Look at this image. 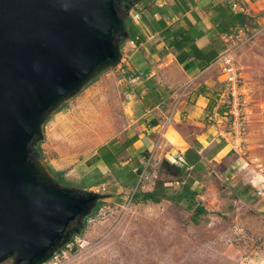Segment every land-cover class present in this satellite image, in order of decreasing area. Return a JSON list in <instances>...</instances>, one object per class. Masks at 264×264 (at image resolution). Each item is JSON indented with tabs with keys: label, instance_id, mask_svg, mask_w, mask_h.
<instances>
[{
	"label": "rangeland",
	"instance_id": "rangeland-1",
	"mask_svg": "<svg viewBox=\"0 0 264 264\" xmlns=\"http://www.w3.org/2000/svg\"><path fill=\"white\" fill-rule=\"evenodd\" d=\"M118 13L120 27L116 43L122 52L125 47L128 53L135 44H125L121 32L126 12L119 7ZM148 35L152 38L150 44L159 39L156 34ZM238 62L248 100L241 133L230 135L229 124L219 123L217 135L226 138L229 147L226 165H219L223 159L218 158L207 163L208 168L201 175L194 172L199 180L193 188L198 191V202L208 212L195 223L193 212L185 203L169 200L158 204L135 203L132 194L136 186L129 185L125 179L118 180L102 166L106 182L87 189L102 197L75 222L62 250L40 264H264V195L258 192L264 183V30L240 51ZM118 64L95 71L78 92L56 105L62 108L67 104L63 113L69 114H56L58 108L54 106L44 116L33 145V148L40 145L41 151L31 156L33 163L46 172L38 173L40 180L76 189L82 185L89 169L87 159L94 149L99 150L112 141H109L114 136L112 131L119 125L117 113L122 110L120 100L127 94L121 82L125 72L113 69ZM166 70L169 77L166 74L158 77L161 83L168 78L174 80L173 76L178 78L175 80L178 86L186 81V76L176 70ZM217 73L213 68L208 74L214 77ZM217 84L221 93L224 86L219 79ZM90 106L91 114L79 113ZM191 128L188 125L184 130L192 131ZM221 131L224 136L220 135ZM127 136L130 138L128 133H122L120 142ZM89 140L95 141L91 149H88ZM160 163L154 162L148 168L141 183L144 190L152 189L160 178ZM52 170H64L66 182L60 184ZM226 172L232 175L227 176ZM162 179L168 177L162 175ZM243 189L253 198L247 201L246 197H240L237 191ZM82 192L79 190L81 195ZM0 264H17L15 255Z\"/></svg>",
	"mask_w": 264,
	"mask_h": 264
},
{
	"label": "water",
	"instance_id": "water-1",
	"mask_svg": "<svg viewBox=\"0 0 264 264\" xmlns=\"http://www.w3.org/2000/svg\"><path fill=\"white\" fill-rule=\"evenodd\" d=\"M141 1L0 0V262L49 259L102 197L40 180L31 151L48 111L120 62L118 9Z\"/></svg>",
	"mask_w": 264,
	"mask_h": 264
},
{
	"label": "trees",
	"instance_id": "trees-1",
	"mask_svg": "<svg viewBox=\"0 0 264 264\" xmlns=\"http://www.w3.org/2000/svg\"><path fill=\"white\" fill-rule=\"evenodd\" d=\"M217 1L208 0L205 8L211 17L212 30H215V33L209 38L207 48H201L197 45V41L200 38L207 37L211 29L206 28L198 13V9L195 8L197 5L195 0H174L171 4L165 6H158L154 0H148L145 5H142L141 2L139 4L143 11L144 18L142 19L145 20L150 30L149 34L155 35L158 33L159 37L165 43L164 49L174 53L177 61L188 71L194 66L200 69H205L210 66L225 49L226 44L222 38L223 36L230 35L240 28L248 29L259 25L244 10L235 12L232 8L231 0L218 3ZM145 12L147 13L146 16H144ZM156 14L157 17H155ZM176 17L178 19L173 22V18ZM124 27L126 42L129 40H135L137 43L144 41L145 36L141 28L131 17L125 16ZM146 51H143L146 54V59L142 69L137 70L135 73L126 71L125 77H143L145 79V84L149 91L144 94V102L149 103L151 98L158 101L156 96L162 98L167 94L162 91L160 92L155 84V79L148 76L149 68L155 64L152 60L154 48L151 46L150 52L146 53ZM214 77L217 81L218 73ZM221 86H223L222 83ZM220 110L222 115L227 113L226 106ZM158 123L157 120L154 121V126L158 125ZM137 138V135H135L127 138L124 142L115 139L109 144L101 146L98 152L87 161L89 169L83 176L82 185L77 186L76 190L84 191L92 186L106 182V171L102 170V166L109 169L118 180L125 179L129 185L137 186L138 178L144 170L141 156H149L146 150L135 155V148L132 145ZM39 151H41L40 145L37 148H32L31 156L35 157ZM129 155H132V164L120 166V159L126 158ZM42 156L40 155L41 158ZM206 159H212V154L209 153ZM201 161L202 155L199 153L197 144L186 151L185 157L182 160H178L177 162H172L168 159L162 160L160 163V178L156 180L153 188L149 190H144L141 184L138 185L137 190L132 194L133 202L158 204L163 200H169L177 204L185 203L186 208L193 212L191 217L197 223L199 218L208 212L205 206L198 202V191L193 188V184L199 180L194 175V172L198 171L201 175L206 171V165ZM52 173L60 184L66 182L64 170H52ZM162 175L167 176L168 179H162ZM225 175L232 174L231 172H226ZM168 183L172 185L168 186ZM238 191L237 193L240 197H246L247 201L253 198L247 190L243 189ZM61 250V248H58L57 251L60 252Z\"/></svg>",
	"mask_w": 264,
	"mask_h": 264
},
{
	"label": "crops",
	"instance_id": "crops-1",
	"mask_svg": "<svg viewBox=\"0 0 264 264\" xmlns=\"http://www.w3.org/2000/svg\"><path fill=\"white\" fill-rule=\"evenodd\" d=\"M147 1L148 0H142L141 4L145 5ZM154 1L158 6H165L171 4L174 0ZM195 1L197 3L195 8L198 9V13L206 28L211 29L209 32L210 34L208 33L207 37L200 38L197 41V45L201 48H207L210 36L215 33V30H212L213 25L211 17L205 9L208 4V0ZM223 1L225 0H218L217 3ZM231 3L235 12L244 10V12L251 16L255 22H264V0H231ZM235 4L237 7H234ZM146 14L147 13L145 12L144 16H146ZM177 19L178 18L176 17L175 20ZM139 27L145 36L144 41L141 43H137L135 40L125 42L127 45L135 44V48L131 50L129 49V52L126 53L128 49L124 47L118 64L119 66H117L118 68L115 66L113 69L115 71L121 70L125 73L126 71L135 73L137 70H141L146 59V54L143 53V51L147 50L146 53L150 52V47L152 46L154 48L152 60L155 64L149 68L148 76L155 79V84L158 90L163 93L165 92L167 95L162 98L156 96L158 101L151 98L149 103H145L144 94L149 91L146 87L145 79L143 77L126 78L124 75L121 82L123 88L126 89L127 94L124 99L120 100L122 110L117 114H119L121 118H117L119 125L117 124L116 130H114V132L112 131L114 136L109 141L113 139H119L122 141V138L120 137L122 133H128L130 138L132 135H137L138 138L132 145L135 148V155L139 152H144L145 150L148 154H150V152L153 151L155 141L159 134L160 124L170 110L171 102L175 97V93L187 82L193 81L190 90L181 102L179 107L180 109L175 117L174 125L167 129L160 146L161 148L156 151V160L157 162H161L164 159H168L172 162H177L185 157V153L190 147L194 145L196 146L197 144L199 153L202 155L201 162L206 165V169L208 168L207 163L218 161V158L223 159L222 161L220 159L221 164L219 165H226L225 155L229 153V147L226 144V138L223 139L224 137L222 138L217 135V126H219L221 120H218L216 116L213 118L214 114H221L220 109H224L225 106L220 100L221 93L218 91L219 85L217 84L215 77L208 74L211 69L215 68L213 66L215 61L205 69H200L199 67L194 66L186 71L183 65L177 61L176 55L171 51H166V49H164L165 43L160 37L158 40L154 41L153 44H150L149 40L152 38L148 35L150 30L148 29L144 19H142ZM156 35H158V33H156ZM171 68L179 72L181 75L186 76V81L183 85L178 86L175 81L177 77L174 76V80L166 78L167 80L162 82L164 84L158 81V77L165 74L167 75L168 71L166 69L171 70ZM167 76L169 77V75ZM65 107H67V104L62 108H58L56 114H69L63 113ZM80 112L83 114H91V106L87 109L79 111V113ZM112 114H116V112ZM156 120L159 123L154 126V121ZM65 125L66 124L63 123L62 128H64ZM188 125L193 127L191 128L192 131L185 132L184 128ZM209 133H213V136L209 135ZM116 136L119 137L116 138ZM216 136L219 137L218 142L215 141ZM221 139H223V141H221ZM93 140H95V137H93ZM94 143L95 141L91 142V140H89L88 149H91V146ZM97 150V148L94 149V152L89 156L87 161H89L90 158L97 153ZM209 153L212 154V159L207 160L206 156ZM132 155H129L128 157L126 156V158H124L125 160L121 161V164H132ZM144 158L145 155L141 156V161H144ZM51 162H53V160Z\"/></svg>",
	"mask_w": 264,
	"mask_h": 264
},
{
	"label": "built area",
	"instance_id": "built-area-1",
	"mask_svg": "<svg viewBox=\"0 0 264 264\" xmlns=\"http://www.w3.org/2000/svg\"><path fill=\"white\" fill-rule=\"evenodd\" d=\"M234 7H237V5L235 4ZM130 17L136 24L140 25L143 18V11L140 4L131 8ZM155 17H157V14ZM172 21H175V18H173ZM263 30L264 22L263 24L252 28H240L230 35L223 36V40L226 44L225 49L219 54L218 58L213 63V66L218 71L219 82L224 86V90L220 94V100L227 108V113L225 115H214L218 118V120H221V122L226 121L229 124L230 131L227 132L230 135L235 134L238 136L241 133V125L243 123L242 120L245 117L244 114L246 113V106L248 102L243 87V79L241 67L238 62V56L240 51L253 39L259 36ZM192 83L193 81L187 82L175 93V97L171 102L170 110L160 124L159 134L155 141L153 151L150 152L149 156L144 158V170L141 173L138 184L134 188L133 192H135L138 185L146 179L148 168L154 162H157L155 155L156 151L160 148L162 139L167 129L174 125L175 117L180 109L179 107L181 102L190 90ZM220 134L222 136L225 135L223 131H221ZM258 192L264 195V183L258 188Z\"/></svg>",
	"mask_w": 264,
	"mask_h": 264
},
{
	"label": "flooded vegetation",
	"instance_id": "flooded-vegetation-1",
	"mask_svg": "<svg viewBox=\"0 0 264 264\" xmlns=\"http://www.w3.org/2000/svg\"><path fill=\"white\" fill-rule=\"evenodd\" d=\"M75 224V222H73V224L71 226H73Z\"/></svg>",
	"mask_w": 264,
	"mask_h": 264
}]
</instances>
